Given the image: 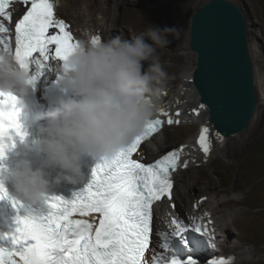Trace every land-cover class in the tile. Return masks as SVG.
<instances>
[{
    "label": "clouds",
    "instance_id": "obj_1",
    "mask_svg": "<svg viewBox=\"0 0 264 264\" xmlns=\"http://www.w3.org/2000/svg\"><path fill=\"white\" fill-rule=\"evenodd\" d=\"M51 2L54 5L55 18L59 0H51ZM26 7L28 6L15 2L8 9L13 15V21L12 23L6 22L5 25L9 28V32L11 28L13 50L15 22L22 18ZM16 8L19 9V17L13 14ZM65 24L68 26L73 41L76 42L75 47L62 65L59 61H49V64H53V70L45 71L44 75L37 77L34 72L29 73L21 68L10 52L0 53V95H3L5 99L15 90L21 96L22 101L19 102L21 105L30 104L29 106L36 107L39 104V108L44 110L42 105L45 102L51 98L57 99L63 92L66 93L56 100L54 110L47 112L45 124L40 129V138L28 150L30 154L43 158L41 166L34 168L29 159H21L11 173L10 180L25 201L45 202L49 188V179L45 175V169L57 170L52 183L59 184L62 181L75 183L81 175L82 157L88 156L99 160L115 157L143 132L153 115L160 114V110L166 111L168 118L170 117L173 121L178 119L180 123L169 125L166 122L168 118L160 114L164 120L160 128L143 140L133 154L134 159L149 165L174 150L182 149L178 170L172 178V198L152 206L154 230L158 232L155 223L159 219L157 218L156 221V213L158 216L157 210L160 205L172 201L176 189V176L182 170H188L196 157L211 155L215 140L211 126H208L211 149L205 156L197 144L196 136V156L194 155V158L193 154L191 155L190 164L188 161L185 168L186 161L183 158L189 152L184 150L189 144L168 149L152 160L139 156L140 151L146 147L148 142L160 136L165 128L188 124L191 118H197L206 112L204 105L201 107L202 104H200L195 109L186 110L187 118L177 107L180 105L179 102L175 105L172 99L160 100V95L163 93L161 90L166 85L167 76L157 56V47H167L169 43L167 37L173 35L176 29H158L152 26L146 34L141 33L132 39L115 36L94 43L87 33L84 38L77 39L72 25L66 20ZM50 31L56 30L50 29ZM33 71H35L34 66ZM57 82L61 87V89L58 88L59 92L52 89ZM177 112L180 113L178 117ZM199 132L196 134L198 137ZM193 148L195 149L194 145ZM173 208L175 209V206ZM181 224L190 230L197 226L187 221ZM198 225L201 226V223ZM192 233L199 235L194 231ZM203 236L205 239L193 248L197 255L203 254L205 257L204 261L199 260L197 264H209L210 261L219 258L211 254L210 250L215 246L205 230ZM214 250L216 251V248ZM198 258L199 256L196 259Z\"/></svg>",
    "mask_w": 264,
    "mask_h": 264
},
{
    "label": "snow or ice",
    "instance_id": "obj_2",
    "mask_svg": "<svg viewBox=\"0 0 264 264\" xmlns=\"http://www.w3.org/2000/svg\"><path fill=\"white\" fill-rule=\"evenodd\" d=\"M14 2L28 7L15 22L13 50L4 21L12 23L13 15L7 9ZM92 40L95 43L100 38L94 36ZM75 44L65 22L54 18L51 0H0V53L10 52L29 73L34 72L38 77L52 71L49 61H59L62 65ZM14 103V98L9 96L5 99L7 107L0 108V160L10 150L11 145L6 141L12 139V133L21 135L16 112L12 110ZM179 115L177 112L176 116ZM166 122L180 123L170 117ZM162 123L161 119L148 121L143 132L115 157L100 160L92 169L89 184L71 201L52 197L46 201L50 210L46 216H18L20 226L10 237L12 247H0V264H197L191 256L183 261L174 254L161 258L153 253L150 260L146 257V253L152 252V205L165 196L171 199V173L177 169L180 150L149 165L134 159L133 154ZM197 144L207 156L211 149L208 126L200 129ZM6 198L7 191L0 185V200ZM12 203L19 206L16 201ZM73 217H91V221ZM171 223L174 231L164 237L162 245L166 250H171L170 238L183 243V234L189 231L175 219ZM191 230L204 234L199 225ZM209 264H232V261L219 259Z\"/></svg>",
    "mask_w": 264,
    "mask_h": 264
},
{
    "label": "rangeland",
    "instance_id": "obj_3",
    "mask_svg": "<svg viewBox=\"0 0 264 264\" xmlns=\"http://www.w3.org/2000/svg\"><path fill=\"white\" fill-rule=\"evenodd\" d=\"M105 1L106 0H103V4L107 7L108 5ZM209 1L210 0H174L173 4H171V7L176 9L173 16L176 32L172 35V40L174 45L179 47L180 50L173 51L171 48L160 47L161 49L157 52V56L167 76L166 85L161 90V93L166 91V98L172 99V101L173 95L175 97L179 91H184L185 86H183V84L188 83V80L191 78L190 75L194 69V63L196 62L197 56L192 52L190 47L191 19L195 12ZM230 1L243 9L248 23L250 52L254 61L256 74L257 97L259 103H264V0ZM68 2V0H59V3H57L58 10L64 20H66L68 24L70 23L74 28L81 20L80 15H84V13L88 14V10H85L83 5H79L77 9L70 8V6L67 5ZM136 8V6L133 7L132 3H126V5L121 6L119 10V26L117 30H112L109 35L107 34L108 38L120 36L124 39H132L141 33L146 34L152 26L160 28L161 23H156L157 20L155 18L137 16L135 14ZM94 19L98 23L104 24L101 14H94ZM146 42L150 43V41L147 40ZM174 54L177 56L183 55V57L179 59V57H176ZM189 71V75L185 77V72ZM182 106L185 108L187 107L184 102ZM197 106H193L189 109H193ZM262 111L264 114V105ZM261 117L262 119H259L256 123H252L248 130L239 134L237 137L232 139L226 138L224 143L217 145V147L215 146L213 152L211 155H208V157H196L188 170H182L176 176V189L173 197L178 198L177 194H179V192L182 193L184 182L194 185L201 168L208 169L216 183V188L213 190L212 194L213 197H215V202L222 204L221 208L224 210L223 212L227 214V220L233 226V234L230 238L231 242L224 243V251L222 253H228L231 247L236 244L242 252V258L252 262L248 264H264V115H261ZM206 120L208 121L207 118ZM211 127L213 128V126ZM253 128L255 130H252ZM199 130L200 127L197 126L195 121L179 127L165 128L160 136L156 137L150 143V149L153 151V154L146 152L143 156L147 158V160H152L162 155L168 149L176 148L183 144L190 145L196 140L195 137H198L196 134ZM212 130H214V128ZM157 144H161L163 147L158 148ZM147 145L143 148L144 150L145 148L147 149ZM235 152L241 153L239 159L231 156V154L234 155ZM230 162L237 163L238 165L251 164L253 167H256L257 171L261 173V177H259L260 187L256 190L251 189L249 186L241 187L242 183L239 170L238 168L230 167L228 165ZM201 193V190L197 187H192L190 189V194L193 198L199 197ZM196 198L193 199V202L189 201L186 205H184L183 202L181 203L184 209L183 212L186 216L191 214L196 217L198 207L205 202V200H202L200 204L197 205L194 203ZM233 200L239 201L240 203L231 205L227 203ZM172 201L164 204H166V213L174 216L177 206L180 203L177 204L174 200ZM174 206L175 209L173 208ZM242 214H245V224L240 230H237L236 224L238 220L243 217ZM157 218L159 219L158 221ZM252 218H254L256 224H258L257 227L250 225L251 223H249V220ZM156 221L160 222L162 226H166L165 218L162 213H158V216L156 213ZM240 234L241 237L239 238ZM214 249L215 248L210 250L213 254L216 253ZM215 255H213V257ZM217 255L222 254L219 253Z\"/></svg>",
    "mask_w": 264,
    "mask_h": 264
},
{
    "label": "bare ground",
    "instance_id": "obj_4",
    "mask_svg": "<svg viewBox=\"0 0 264 264\" xmlns=\"http://www.w3.org/2000/svg\"><path fill=\"white\" fill-rule=\"evenodd\" d=\"M68 6L70 8H75L79 5H83L85 10H88V14L80 15L81 20L77 25L74 27L73 32L76 34L77 39H82L85 37V34L87 33L90 37H99L100 40H107L108 35L112 30H117L120 22V17H119V10L121 6L126 5V3H132L133 7L136 6V12L135 14L137 16L141 17H149V18H155L157 20L156 23H161L160 28L158 29H175L174 25V13L176 12L175 8L171 7V4H173L174 0H106V5L103 4V0H68ZM18 8V7H17ZM13 10V14L16 16H20L19 9ZM68 8V7H67ZM99 13L103 16V25L98 23L94 19V14ZM60 11L56 8V17L55 19L62 20L65 22L64 18L60 15ZM192 21V19H191ZM108 34V35H107ZM169 43L167 45V48L173 49V51H178L180 50L179 47L174 45V42L172 40V35L167 37ZM165 48V47H164ZM160 47H157V52L160 51ZM176 55V54H174ZM176 57L182 58L183 55H176ZM51 67H53V64L50 63ZM194 69L192 71V74L190 75L191 78L193 76ZM190 73L185 72V77L188 76ZM45 78V76H44ZM190 78V79H191ZM183 86H185L184 91L181 90L179 93H177L174 97L173 95V103L176 105V102H179L180 105L179 107L182 110V115L183 116H188L186 113V110L189 108H192L193 106H197L201 104V98L200 95L197 93L196 88L194 85L191 83H184ZM168 93V92H167ZM161 101H165L167 98L166 96V91H163V93L160 95ZM186 103L187 107H183L182 103ZM264 103L260 102L258 104V109L262 110ZM195 109V108H193ZM192 110V109H191ZM188 118V117H187ZM208 119V121L206 120ZM255 119L253 120V123H256L259 119H262L260 113H257L254 117ZM197 124L200 129L203 126H210V121H209V116L205 112L204 115L201 114L197 118H191L188 123L194 122ZM212 126V125H211ZM212 128V127H211ZM213 129V128H212ZM252 130H255L254 128ZM212 134L215 135V140H214V147L217 145H220L224 143L226 138L217 135V132L215 130L212 131ZM154 137L150 142H148V147L147 149L145 148L142 149L139 153V156H143L144 154L151 153L153 154L152 150L150 149V143L155 139ZM198 138V137H197ZM196 142L186 145L187 149H185V152H189V154L184 155L183 160L188 162L190 164L189 158L193 154V156L196 154L197 150V144ZM193 145L195 149L193 148ZM158 148L163 147L161 144H157ZM151 150V151H150ZM155 150V149H154ZM196 156V155H195ZM194 156V158H195ZM232 157L234 158H240L241 153L235 152L234 155L231 154ZM191 158V159H194ZM219 161L221 159H218ZM222 161V160H221ZM230 167L233 168H238L239 170V175L241 178V187H250L251 189H258L260 187V179L261 173L257 171L256 167H253L251 164H244V165H238L237 163H229L228 164ZM201 185V186H200ZM240 185V184H239ZM192 187H197L199 190H201V194L199 197H194L195 199V204H200L202 200H205V202L198 207V211L196 214V217L194 215H188L186 216L185 213L183 212L184 209L181 206V203L183 202L184 205H186L189 201L193 202V196L190 194V189ZM201 187V189H200ZM203 188V189H202ZM216 188V183L215 180L212 176V174L209 172L208 169L206 168H201L199 175L197 176L194 185H191L189 183L184 182L182 186V193L179 192L177 194L178 198H173L174 202H177L179 204L177 206L175 215H169L166 213V204H162L158 208V213H162V215L165 218L166 226H162L160 222L155 223L157 225V230L159 231L160 236L163 238V236L167 233L170 232V228H174L172 225L171 221L173 219L177 220L179 223L183 221H187L190 223H195L199 224L201 223V226L203 227V230L207 232V234L212 238L216 248V255L217 254H222V255H217L219 259H230L233 264H248L252 263L249 260H244L242 258V252L240 248L234 244L230 251L228 253H222L224 251V243L226 242H231L230 238L232 237V229L233 226L232 224L227 220V214L224 213L221 208V205L219 202H215V197H213V190ZM250 189V191H251ZM180 200V201H179ZM173 202V201H172ZM218 203V204H217ZM228 204H234V203H240L239 201H228ZM217 204V205H216ZM216 205V206H215ZM188 211V210H187ZM243 216V217H242ZM242 218L238 220L236 227L237 230H240L243 225L245 224L244 216L245 214H242ZM168 222L171 223V227L169 228ZM250 225L257 227L258 224H256L255 219L252 218L249 220ZM241 237V234L239 235V238ZM212 255H215L211 253ZM215 256V257H217Z\"/></svg>",
    "mask_w": 264,
    "mask_h": 264
},
{
    "label": "water",
    "instance_id": "obj_5",
    "mask_svg": "<svg viewBox=\"0 0 264 264\" xmlns=\"http://www.w3.org/2000/svg\"><path fill=\"white\" fill-rule=\"evenodd\" d=\"M248 32L243 9L230 0H210L191 21L190 47L197 57L188 82L214 130L227 139L248 130L257 113L264 115Z\"/></svg>",
    "mask_w": 264,
    "mask_h": 264
}]
</instances>
